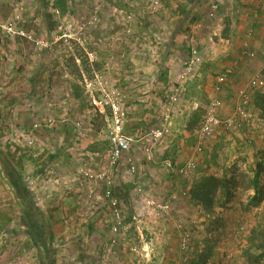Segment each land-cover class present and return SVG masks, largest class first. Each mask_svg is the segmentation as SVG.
I'll return each instance as SVG.
<instances>
[{
	"label": "rangeland",
	"instance_id": "obj_1",
	"mask_svg": "<svg viewBox=\"0 0 264 264\" xmlns=\"http://www.w3.org/2000/svg\"><path fill=\"white\" fill-rule=\"evenodd\" d=\"M57 1L63 12L56 0H0V264H199L200 255L205 264H264L250 247L264 226V183L256 206L250 189L264 171V148L254 144L264 140L254 106L264 76L239 150L240 137L216 130L195 154L210 99L173 47L194 4ZM167 67L178 76L153 78ZM114 107L130 149L110 165ZM163 127L168 133L154 142L152 131ZM190 159L195 168L184 175ZM206 176L232 180L216 189L210 212L188 196Z\"/></svg>",
	"mask_w": 264,
	"mask_h": 264
},
{
	"label": "crops",
	"instance_id": "obj_2",
	"mask_svg": "<svg viewBox=\"0 0 264 264\" xmlns=\"http://www.w3.org/2000/svg\"><path fill=\"white\" fill-rule=\"evenodd\" d=\"M213 4H216L217 10L210 17ZM190 15V23L180 33L181 40H176L173 45L174 54L177 62L185 68L186 63L191 61L190 53L196 52L198 61L193 66L196 89L200 95L205 94L210 103L219 100L222 103L219 114L225 117L234 108L238 91L245 89L254 76H264V0H197L190 9ZM169 62L168 58L167 64ZM158 72L153 76L156 80L178 76L169 68L165 73ZM224 74L227 75L224 82L218 83L219 77ZM193 106V109L198 107L196 103ZM252 108L253 105L250 111ZM253 127L252 124L235 136L240 137L236 140V150L242 146L244 138H249ZM254 144L264 148V140ZM174 146L179 149V139L175 140ZM184 146L182 157L188 152ZM257 175V187L263 186L264 174L260 178ZM224 179L226 185L232 182L230 178ZM257 187L251 186V196L259 190Z\"/></svg>",
	"mask_w": 264,
	"mask_h": 264
},
{
	"label": "built area",
	"instance_id": "obj_3",
	"mask_svg": "<svg viewBox=\"0 0 264 264\" xmlns=\"http://www.w3.org/2000/svg\"><path fill=\"white\" fill-rule=\"evenodd\" d=\"M158 4V0H154V5ZM217 10L216 4H213L211 7L210 17L215 13ZM128 22V21H127ZM8 32L11 33V29H7ZM14 33V32H12ZM22 38L25 37L23 32L15 33ZM249 58H253L252 55L248 56ZM198 61L196 58V52L192 51L191 53V61L186 63V68L189 70ZM226 74L222 75L218 79V83H223ZM260 75L254 76L250 79L246 85L245 89L238 91L237 93V100L235 103L234 108L232 111L226 115L225 117H219L216 111L222 107V103L219 100H213L205 112V115L202 121L199 124V128L195 134L196 138V146L194 149V153L198 154L201 152L202 146L204 142L216 131V130H223L224 132L232 135H238L242 133L245 129L251 126V118H250V108L252 102V96L258 86H261L262 80ZM179 96V88L174 89L173 94L170 96V101L172 103L177 101ZM120 115L117 114V108H113V120L109 131L107 132L106 138L109 142L110 152H109V163L110 165H114L119 160L122 159L123 155L129 152L130 149V139L122 134L121 131V119ZM168 133V129L162 128L157 129L156 131H152L151 136L154 142H158L161 140L166 134ZM151 157L148 156V159ZM166 167L169 168L172 172L174 171L172 168L171 163L166 162ZM195 168L193 159H190L180 170V172L184 175H187L193 171ZM131 170L133 171L134 168L132 167ZM111 185L110 181H107L105 184V189L103 190L104 197L109 201V204L113 209L116 211L115 218L118 221L119 215L116 210L117 202L112 196L111 190L109 186ZM153 204V203H151ZM164 212L168 209V206L162 207ZM118 225V222H117ZM112 234L118 233L117 226H113L111 228ZM188 234H184L180 242V251L186 252L188 251L189 239L187 238ZM185 260V259H184ZM183 260V261H184Z\"/></svg>",
	"mask_w": 264,
	"mask_h": 264
},
{
	"label": "trees",
	"instance_id": "obj_4",
	"mask_svg": "<svg viewBox=\"0 0 264 264\" xmlns=\"http://www.w3.org/2000/svg\"><path fill=\"white\" fill-rule=\"evenodd\" d=\"M196 1L197 0H188V3L192 6ZM60 5H64V2H58L56 0V9L63 12L64 9L60 7ZM254 106L257 108L261 116L264 117V92L256 93ZM257 182L258 181L255 178L252 182L253 187H257ZM219 188H226L224 179L214 176H206L191 187L188 196L192 203L199 205L204 211L210 212L213 209V196L216 193V189ZM261 195L262 191L257 190L251 198V204L256 206V204L261 200ZM113 197L119 199L114 193ZM250 247L255 252L254 258L257 259L255 262H260L258 260L264 259V226L258 228L257 231L252 234L250 238ZM198 258L199 264H205L208 256L200 255Z\"/></svg>",
	"mask_w": 264,
	"mask_h": 264
}]
</instances>
